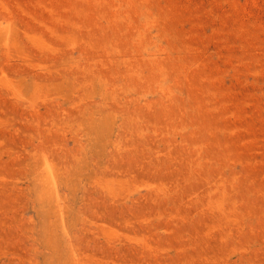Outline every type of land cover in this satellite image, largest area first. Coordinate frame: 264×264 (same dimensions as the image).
I'll list each match as a JSON object with an SVG mask.
<instances>
[{
  "label": "rangeland",
  "instance_id": "374dc122",
  "mask_svg": "<svg viewBox=\"0 0 264 264\" xmlns=\"http://www.w3.org/2000/svg\"><path fill=\"white\" fill-rule=\"evenodd\" d=\"M0 264H264V0H0Z\"/></svg>",
  "mask_w": 264,
  "mask_h": 264
},
{
  "label": "bare ground",
  "instance_id": "6f19581e",
  "mask_svg": "<svg viewBox=\"0 0 264 264\" xmlns=\"http://www.w3.org/2000/svg\"><path fill=\"white\" fill-rule=\"evenodd\" d=\"M46 171H47L48 173H50V168H49V167H46Z\"/></svg>",
  "mask_w": 264,
  "mask_h": 264
}]
</instances>
